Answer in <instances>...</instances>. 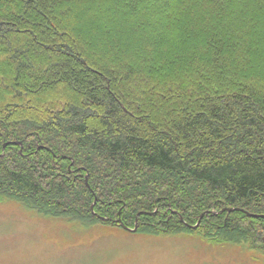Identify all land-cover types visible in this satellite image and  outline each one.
I'll list each match as a JSON object with an SVG mask.
<instances>
[{
    "label": "trees",
    "instance_id": "16d2710c",
    "mask_svg": "<svg viewBox=\"0 0 264 264\" xmlns=\"http://www.w3.org/2000/svg\"><path fill=\"white\" fill-rule=\"evenodd\" d=\"M3 201L264 255V0H0Z\"/></svg>",
    "mask_w": 264,
    "mask_h": 264
},
{
    "label": "rangeland",
    "instance_id": "374dc122",
    "mask_svg": "<svg viewBox=\"0 0 264 264\" xmlns=\"http://www.w3.org/2000/svg\"><path fill=\"white\" fill-rule=\"evenodd\" d=\"M97 217L110 223L84 226L0 202V264H264L263 254L214 243L203 231L150 234L139 231V216L128 232L117 222L120 211L115 219Z\"/></svg>",
    "mask_w": 264,
    "mask_h": 264
},
{
    "label": "water",
    "instance_id": "95a60500",
    "mask_svg": "<svg viewBox=\"0 0 264 264\" xmlns=\"http://www.w3.org/2000/svg\"><path fill=\"white\" fill-rule=\"evenodd\" d=\"M13 144H14V145L21 146V143H13ZM6 145H7V144H6ZM95 202H96V200H95ZM95 202H94V203H95ZM233 211H238V209H233V208L223 209L222 211L217 212V213H213V212H204V213H202V214L199 216V219H198L197 223H196L194 226H189V228L192 229V230H196V229L199 227L201 220H202L203 217L206 216V215H209V214H215V215H218V214H220V213H222V212L231 213V212H233ZM142 214H143V213L138 214V215L136 216V220H137L138 217L141 216ZM246 214H247V216H249V217H264V215H251V214H248V213H246ZM150 215L152 216L153 214H150ZM180 219H181V218H180ZM102 220H105V219L102 218ZM117 222H118V224H119L124 230H126V231H128V232H135L136 229H137V225H135V227H134L133 229H130V228L124 226V224H123L120 220H118Z\"/></svg>",
    "mask_w": 264,
    "mask_h": 264
}]
</instances>
